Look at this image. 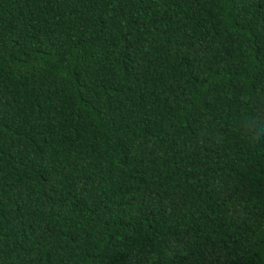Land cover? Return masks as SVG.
<instances>
[{
	"label": "trees",
	"instance_id": "obj_1",
	"mask_svg": "<svg viewBox=\"0 0 264 264\" xmlns=\"http://www.w3.org/2000/svg\"><path fill=\"white\" fill-rule=\"evenodd\" d=\"M0 264H264V0H0Z\"/></svg>",
	"mask_w": 264,
	"mask_h": 264
}]
</instances>
